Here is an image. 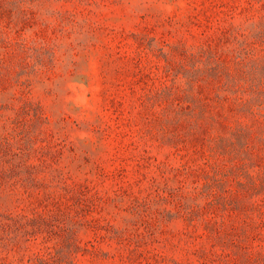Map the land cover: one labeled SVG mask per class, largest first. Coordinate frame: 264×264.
Wrapping results in <instances>:
<instances>
[{"label": "rangeland", "instance_id": "obj_1", "mask_svg": "<svg viewBox=\"0 0 264 264\" xmlns=\"http://www.w3.org/2000/svg\"><path fill=\"white\" fill-rule=\"evenodd\" d=\"M0 264H264V0H0Z\"/></svg>", "mask_w": 264, "mask_h": 264}]
</instances>
